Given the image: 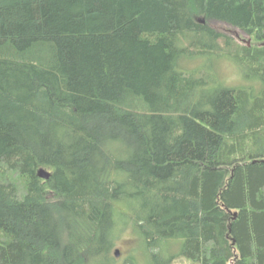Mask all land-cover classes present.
Segmentation results:
<instances>
[{"label": "trees", "instance_id": "trees-1", "mask_svg": "<svg viewBox=\"0 0 264 264\" xmlns=\"http://www.w3.org/2000/svg\"><path fill=\"white\" fill-rule=\"evenodd\" d=\"M263 44L264 0H0V264H117L129 230L123 264H264ZM225 57L252 85L182 68Z\"/></svg>", "mask_w": 264, "mask_h": 264}, {"label": "rangeland", "instance_id": "rangeland-1", "mask_svg": "<svg viewBox=\"0 0 264 264\" xmlns=\"http://www.w3.org/2000/svg\"><path fill=\"white\" fill-rule=\"evenodd\" d=\"M209 24L227 37L232 38V40L241 47L248 46L251 49L259 47L258 45L260 42L244 31L232 29L228 25L219 22H210ZM248 36H250V39ZM221 45L223 47L225 46V43L222 41ZM232 49L233 50L230 53H235L239 47H233ZM182 68L188 72H202L205 74V78L208 79V82L211 81V83L214 84L219 81L222 84L233 88L249 87V85H252L251 81L247 80L245 72L243 71L244 68H242L231 57L220 58L208 62L205 60H185L183 61ZM177 241L178 240H173L172 243L169 244L170 246L166 251L167 255L178 256V254L181 253L182 249L178 246L179 243ZM135 247H137V244L133 238L132 232L129 230L124 233L116 246L115 252L117 250L120 251V257L116 258L118 261L117 264H123V262L132 255ZM137 261L139 262L138 264H148L144 255H138ZM173 264L194 263L184 258H178L174 260Z\"/></svg>", "mask_w": 264, "mask_h": 264}, {"label": "water", "instance_id": "water-1", "mask_svg": "<svg viewBox=\"0 0 264 264\" xmlns=\"http://www.w3.org/2000/svg\"><path fill=\"white\" fill-rule=\"evenodd\" d=\"M248 38L250 39V36H248ZM263 46H264V44H263ZM41 176L44 177V178H47L48 177L47 175H45L43 173L41 174ZM115 254H116V257H120V251L119 250H117Z\"/></svg>", "mask_w": 264, "mask_h": 264}]
</instances>
